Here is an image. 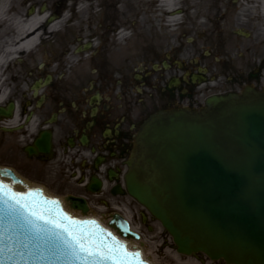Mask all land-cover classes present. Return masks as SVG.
Masks as SVG:
<instances>
[{"label": "flooded vegetation", "instance_id": "flooded-vegetation-1", "mask_svg": "<svg viewBox=\"0 0 264 264\" xmlns=\"http://www.w3.org/2000/svg\"><path fill=\"white\" fill-rule=\"evenodd\" d=\"M37 1L42 5L47 0H11L9 7L29 16L37 11ZM152 5L153 1L147 2L150 13L145 27H130L131 36L119 43L112 34L129 26L137 14L136 1L53 0L51 12L67 15L66 25L56 33L65 46L48 61L37 59V51L43 56L44 46H36L18 61L17 79L12 76L6 90L12 98L22 95L34 103V110L24 105L21 118L32 110L37 136L48 128L53 149H62L55 163L41 155L35 158L37 174L43 168L38 180L45 185L60 182L93 203L115 200L118 190L125 197L126 160L138 129L150 114L166 109L200 110L212 95L243 93L249 87L264 91V0L185 1L183 19L172 28L164 27L162 15L166 13L152 12ZM202 13L208 17L221 13L225 19L231 51L220 65L202 64L194 57L177 60L186 51L212 45L203 41L197 20ZM68 35L73 38L69 45L74 44V52L90 45L84 59L70 60ZM9 149L21 151L13 144ZM84 150L90 158H85ZM100 165L105 167L103 190L95 196L82 183Z\"/></svg>", "mask_w": 264, "mask_h": 264}, {"label": "water", "instance_id": "water-1", "mask_svg": "<svg viewBox=\"0 0 264 264\" xmlns=\"http://www.w3.org/2000/svg\"><path fill=\"white\" fill-rule=\"evenodd\" d=\"M211 105L199 116L160 115L146 124L128 190L162 222L180 253L264 264V96ZM2 207L0 264H81L57 238L38 235L22 213Z\"/></svg>", "mask_w": 264, "mask_h": 264}, {"label": "snow or ice", "instance_id": "snow-or-ice-1", "mask_svg": "<svg viewBox=\"0 0 264 264\" xmlns=\"http://www.w3.org/2000/svg\"><path fill=\"white\" fill-rule=\"evenodd\" d=\"M0 203L12 213H22L38 235L47 233L61 241L81 264H145L139 252L129 251L111 233L100 230L96 221L75 220L58 207L57 200L45 198L42 190L16 192L0 181Z\"/></svg>", "mask_w": 264, "mask_h": 264}, {"label": "rangeland", "instance_id": "rangeland-1", "mask_svg": "<svg viewBox=\"0 0 264 264\" xmlns=\"http://www.w3.org/2000/svg\"><path fill=\"white\" fill-rule=\"evenodd\" d=\"M215 34V33H214ZM209 35L211 36L212 34L209 33ZM4 42L3 39L0 38V51H2L5 47V45L3 46ZM139 213L144 211V209L138 205L136 203L135 207ZM151 224H155L158 225V221H151ZM162 242L164 245H169L168 241L166 240L165 236H162L159 241L157 243H153V245L155 246V244H158ZM165 249V248H164ZM167 250H162L161 254H158V259L161 262V264H174V263H178V264H203L202 261L199 258H195V257H186V256H179L178 258L173 256L172 254L169 253L170 248H166ZM179 259V261H178ZM206 264H213L211 262H207ZM217 264V263H215Z\"/></svg>", "mask_w": 264, "mask_h": 264}, {"label": "bare ground", "instance_id": "bare-ground-1", "mask_svg": "<svg viewBox=\"0 0 264 264\" xmlns=\"http://www.w3.org/2000/svg\"><path fill=\"white\" fill-rule=\"evenodd\" d=\"M159 2L161 3L162 6H165L167 9H170L172 6L175 5V3L178 2V0H159ZM13 18H15V17H13ZM33 18L34 19H31L30 21L25 20L24 22H20L19 23L18 18L16 17L15 19H16L17 24H16V31L14 33L15 36H19L21 34V32L23 31V27L28 26L30 23H33V22H35V24H36V20H37V25H38L43 19V17L38 16V15L33 17ZM17 41L18 40H16V44L14 45L15 51L20 49V47L22 46V41L23 40L22 41H18V42ZM31 41H32V39L28 40L26 42H23V44L24 45H28L29 43H31ZM5 59H7V55H5V51H4V52L0 53V69H1V66L3 65V62H4Z\"/></svg>", "mask_w": 264, "mask_h": 264}]
</instances>
